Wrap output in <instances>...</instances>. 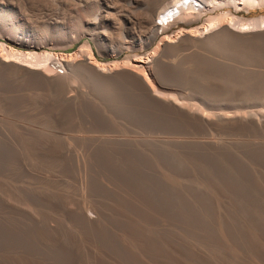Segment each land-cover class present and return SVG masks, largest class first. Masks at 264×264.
I'll list each match as a JSON object with an SVG mask.
<instances>
[{
	"label": "rangeland",
	"instance_id": "1",
	"mask_svg": "<svg viewBox=\"0 0 264 264\" xmlns=\"http://www.w3.org/2000/svg\"><path fill=\"white\" fill-rule=\"evenodd\" d=\"M100 3L0 0V256L14 264H72L75 256L78 264H92L88 257L93 251L104 264H131L132 251L149 264H162L118 220L122 214L136 216L125 201L131 198L148 212L156 210V230L148 212L139 221L149 234L157 232L162 250L183 264H264L256 249L264 250V126L251 125L258 116L264 119V43L221 36L206 41V49L161 46L164 38L174 41L182 31H199L222 16L261 26L264 0L213 5L189 24L179 21L146 36L139 21L126 14L121 16L132 20L131 26L116 21L115 11H109L107 20H97ZM143 3L136 0L129 11L137 14ZM9 48L40 59L48 53L60 62L72 61L73 67L54 65V70L57 61L43 58L45 64L38 63L33 75L18 74V65L1 62ZM87 52L106 70L127 66L132 72L103 77L80 63ZM154 58L169 70L161 72ZM133 71L146 76L147 86L158 94L152 99L141 95ZM44 77L57 79L47 86ZM168 104L205 116V126L173 116ZM232 120L245 127L220 122ZM45 143L63 150L68 159L47 155ZM15 155L22 156V167ZM47 196L64 202L75 215L89 210L100 224L99 234L80 232L63 210L43 204ZM30 220L61 226L64 246L76 255L57 247L28 252L31 237L47 241L43 232L29 230ZM184 245L201 250L210 261L197 260Z\"/></svg>",
	"mask_w": 264,
	"mask_h": 264
},
{
	"label": "bare ground",
	"instance_id": "2",
	"mask_svg": "<svg viewBox=\"0 0 264 264\" xmlns=\"http://www.w3.org/2000/svg\"><path fill=\"white\" fill-rule=\"evenodd\" d=\"M37 1V0H36ZM43 1V0H42ZM79 1V0H78ZM90 2H96L98 0H88ZM101 1V5L100 6V10H98L97 12V20H100V22H103L106 17L108 18V15H110L109 11H115L116 12V17L117 20L120 24H125L128 26H131L132 20H127L124 19L122 16V14H126L128 17L130 18H136L137 21H139L140 27L142 29V34L143 36L146 35H150L155 33L156 29L158 27L165 29H168L170 26L176 24L177 22L181 21L183 23L189 24L193 21L194 16L199 13L203 12L205 13V11L212 7L213 5H222L225 3H232V4H239V5H257L259 1H263V0H213V2H207V0H144L143 3V7L141 8V11H139L137 14L130 12L129 10L132 9L131 8V4H134L136 0H99ZM111 2V7L107 6L106 3ZM33 4V3H32ZM99 4V3H98ZM109 4V3H108ZM15 5V4H14ZM39 6V5H38ZM136 6V5H135ZM134 7V6H133ZM216 7V6H215ZM207 12V11H206ZM122 15V16H121ZM200 15V14H199ZM132 18V19H133ZM228 18V17H227ZM107 20V19H106ZM159 20V22H158ZM262 25H258L257 22H248V23H240L237 20L234 19H226V17L224 18L219 17L218 19H216L215 21L211 20L208 25H206L205 28L199 30V31H188V32H183L174 40V41H170L168 40V38H164L161 41V46L162 49H166L168 44H176L178 48H182L185 50H193L195 48H199L201 49L204 45V43H206V41L213 39V38H219L221 36H228V37H232V38H238L239 39H243L245 41H247L250 44H262L264 43V32L262 33H255L257 31H263L264 30V20H262L260 22ZM103 24V23H102ZM136 26V24H135ZM134 26V27H135ZM123 28V26H122ZM258 28V30H257ZM131 29V28H130ZM134 30H136L134 28ZM125 31V30H123ZM137 33V31H136ZM241 34H246L245 36H242ZM128 35V34H127ZM139 37V36H138ZM103 39L105 41H108V37L104 36ZM140 40V39H139ZM132 42V41H131ZM2 46V44L0 45V47ZM205 48V45H204ZM206 49V48H205ZM203 50V49H202ZM1 51H4L1 49ZM193 52V51H192ZM3 53V52H2ZM4 54V53H3ZM80 56V55H79ZM42 59L44 58L48 63H54L52 68L55 70L54 65H57L58 67H62L66 70H69L70 68L73 67V63L72 61H65L63 60L65 63L60 62L62 60H57L55 57L51 56L48 53L43 54ZM1 58V56H0ZM159 58V57H158ZM40 55H37L36 53H25V54H21V53H17V51L13 50V49H8L5 51V55L2 57L1 62L3 64L6 65H11V63L16 64L18 66L14 67V69L17 71L18 74H22V75H33L34 71L38 68H36V66H38L37 64L40 63V60L42 61V59H40ZM43 59V60H44ZM160 59V58H159ZM198 59H200L198 57ZM39 60V61H38ZM94 60V59H93ZM92 60L91 55L87 52L86 54H83L82 59L80 60V63L86 67H89L95 71H97L98 73H100L101 75L104 76H114L116 74L119 73H131L132 70L131 68H128L127 66H121L118 68H113V69H104V66L102 65H97V63L95 64ZM156 62V66L159 67V70L161 72H165L168 71V67L162 65L159 60L157 58H154V60ZM74 62V61H73ZM39 64V66H40ZM43 64H45V62H43ZM42 64V65H43ZM12 66V65H11ZM9 67V66H8ZM35 67V68H34ZM57 67V68H58ZM13 68V66H12ZM40 68V67H39ZM76 69V68H74ZM12 70V69H11ZM39 70V69H38ZM46 70V69H45ZM59 70V68H58ZM54 71L55 73L58 72ZM73 70V69H72ZM71 70V72H72ZM158 70V71H159ZM131 71V72H130ZM61 72V71H60ZM64 72V71H63ZM62 72V73H63ZM135 72V71H133ZM136 73V72H135ZM44 74V73H43ZM59 74V73H58ZM58 74H55V77L59 76ZM67 74V73H66ZM40 75V74H39ZM45 75V74H44ZM47 75V74H46ZM97 75V74H96ZM126 75V74H125ZM124 75V76H125ZM137 78H139V82H138V90L141 93V95L152 99V96H154L155 94H158V92L156 93V91L150 89V87L147 86V78L146 76L143 75H139L138 73L134 74ZM48 76V75H47ZM74 76V75H73ZM122 76V75H121ZM127 76V75H126ZM47 78L44 77L42 78V81L44 82V84H46L47 86H52V84H54L56 82L57 78ZM100 77V76H99ZM132 77V76H131ZM129 78V77H128ZM61 79V78H60ZM117 80V79H116ZM120 80V79H119ZM118 81V80H117ZM61 83V82H60ZM199 84V83H198ZM210 87L213 88H219V86L213 82H210L208 84ZM60 86V85H59ZM53 88V87H51ZM134 88V87H133ZM135 89V88H134ZM136 93V92H135ZM134 93V94H135ZM51 94V93H50ZM53 94V93H52ZM139 95V94H138ZM56 96V95H55ZM62 96V95H60ZM52 98V97H51ZM154 99V98H153ZM56 100V99H54ZM74 100V99H73ZM49 101V100H48ZM56 102V101H55ZM59 102H68L65 98L63 99H59ZM73 102V101H72ZM153 102V101H152ZM58 103V102H56ZM70 103V102H69ZM150 103V102H149ZM154 103V102H153ZM178 103V102H177ZM176 103V105H178ZM49 104V103H48ZM85 104V103H84ZM58 105V104H57ZM71 105V104H70ZM83 105V104H82ZM67 106V105H66ZM74 106H75V101H74ZM165 107L169 110V113L173 114V116L175 115L177 118L186 121L187 123H189L192 126L195 127H204L205 126V116H203L202 119H200L199 117H197L196 115L193 114V112H189V111H184L181 108H176L173 107L171 104L165 105ZM66 108V107H65ZM163 109V108H162ZM164 110V109H163ZM163 110H161V112H163ZM165 112V111H164ZM210 116V115H209ZM226 116V115H225ZM258 116V115H257ZM224 117V116H222ZM228 117V116H227ZM227 117H224L225 119ZM259 117V116H258ZM258 117H256V122H251L252 127H255L257 129L262 128L264 126V119L263 120H257L259 119ZM237 120V119H236ZM209 122V120H207ZM206 121V122H207ZM180 122V121H179ZM222 126H227V127H245V124H243L242 122L238 121H220ZM171 123V122H170ZM183 123V122H182ZM210 123V122H209ZM208 123V124H209ZM246 123V122H245ZM212 124V123H211ZM214 124V123H213ZM248 124V123H247ZM250 126V125H249ZM226 127V129H228ZM247 127V126H246ZM251 127V128H252ZM225 128V127H224ZM239 129V128H238ZM247 129V128H245ZM253 129V128H252ZM254 130V129H253ZM247 132V130H245ZM202 139V138H201ZM175 142L177 140L173 139ZM169 141V140H167ZM178 142V141H177ZM180 143V142H179ZM191 144V143H190ZM202 144V143H201ZM37 145V144H36ZM207 145V144H206ZM196 147H198L196 145ZM43 148L45 150V153L47 155H49L50 157L53 158H57V159H62V160H67L68 159V155L60 149H57L54 145L45 143L43 145ZM216 148H218L216 146ZM264 148V147H263ZM6 149V148H5ZM39 149V148H38ZM213 149V148H212ZM219 149V148H218ZM197 151V150H196ZM120 152V151H119ZM122 152V151H121ZM181 152H183L181 150ZM195 152V151H194ZM246 152V151H245ZM248 152V151H247ZM257 152V151H256ZM255 152V153H256ZM38 153V152H37ZM260 153V152H259ZM73 154V153H72ZM76 154V153H75ZM118 154V153H117ZM164 154V153H163ZM160 155V154H159ZM251 155V154H250ZM12 156V155H11ZM73 156V155H72ZM71 157V156H70ZM217 157V156H216ZM225 157V156H224ZM254 157V156H253ZM261 157V156H260ZM112 158V157H111ZM141 158V157H140ZM223 158V157H222ZM118 159V158H117ZM225 159V158H224ZM228 158H226L227 160ZM13 160L15 162H17V165H21L22 167V156L20 155H15ZM108 160V159H107ZM261 161V160H260ZM263 161V160H262ZM84 162V161H83ZM75 163V162H74ZM53 164V163H52ZM105 164V163H104ZM100 165V164H99ZM103 165V164H102ZM106 165V164H105ZM76 166V165H75ZM66 167V166H65ZM79 168V167H78ZM84 168V166H83ZM102 168V167H101ZM100 169V168H99ZM77 170V169H76ZM29 171V170H28ZM118 172V171H117ZM51 174V173H50ZM102 174V173H101ZM36 175V174H35ZM92 177V176H91ZM87 179V178H86ZM101 179V177H100ZM102 181V180H101ZM135 181V180H134ZM57 182V181H56ZM80 182V181H79ZM84 182V180H83ZM145 182V181H144ZM226 182V181H225ZM121 183V182H120ZM81 184V183H80ZM85 184V183H84ZM225 184V183H224ZM227 184V183H226ZM231 184V183H230ZM137 185V184H136ZM232 185V184H231ZM169 186V185H168ZM217 186V185H216ZM221 186V185H220ZM256 186V185H255ZM83 187V186H81ZM86 187V186H85ZM84 187V189H85ZM158 187V186H157ZM261 187V185H260ZM133 188V186H132ZM224 188V187H223ZM256 188V187H255ZM128 189V188H127ZM217 189V188H216ZM30 190V189H29ZM81 190V189H80ZM130 190V189H129ZM223 190V189H222ZM92 191V190H91ZM155 191V190H154ZM229 192V190H228ZM232 192V191H230ZM85 193V191H84ZM169 193V192H168ZM260 193V192H259ZM47 194V193H45ZM82 196H83V192H81ZM232 194V193H231ZM234 194V193H233ZM29 195V194H28ZM86 195V194H85ZM169 195V194H168ZM238 195V194H237ZM68 197V196H67ZM176 197V196H175ZM236 197V196H235ZM40 198V197H39ZM131 199V198H130ZM130 199H126L125 201H127L128 203H130L135 211H136V219H134L135 217H130L127 214H122L119 217V222L120 224H122L124 227L129 229V232L134 233L135 236H137V238H139L141 241L145 242L146 245L148 246L149 249V253L151 255V259L154 261H160V263L162 264H183L181 263L173 253H171L170 251L162 250L160 243H159V236L156 232V234H149L147 231H145L144 227L142 226V223L139 221V219L141 218V216L144 213H147L148 211H146L144 209V206L142 204H139V202L134 201V200H130ZM154 199V198H153ZM211 199V198H210ZM130 200V201H129ZM40 201V200H39ZM158 201V200H157ZM213 201V200H212ZM9 202V201H8ZM63 202V201H62ZM173 202V201H172ZM35 203V202H34ZM39 203V202H38ZM64 203V202H63ZM61 203V201L59 199H57L56 197H45L43 199V204L46 207L52 208V209H56V210H63L64 211V215H68L69 218H73L72 220H74L75 223V227H77L79 229L80 232H83L84 234L86 232H92L95 234H99V231H101V227L100 224L97 220H95L93 217L95 215L92 216L93 213L88 214V211L86 212V210H81L79 212L78 215H75L73 212L71 211H67L69 209H66V207L64 208V204ZM168 204V203H167ZM177 204V203H176ZM67 205V204H66ZM121 205V204H120ZM119 205V206H120ZM164 205V204H163ZM182 205V204H181ZM252 205V204H251ZM12 206V205H11ZM165 206V205H164ZM179 206V204L177 205ZM219 206V205H218ZM233 206V204H232ZM89 207V206H88ZM157 207V206H156ZM166 207V206H165ZM247 207V205H246ZM262 207V206H261ZM174 208V207H173ZM182 208V207H181ZM185 208V207H184ZM16 209V208H15ZM71 210V209H70ZM178 210V209H177ZM79 211V210H78ZM78 211L76 213H78ZM94 211V210H93ZM228 211V210H227ZM234 211V209H233ZM232 211V212H233ZM55 212V211H54ZM156 210L154 211H150L148 212V219L150 220L151 224L154 226L155 230L156 227L158 225V217H157V213H155ZM90 213V211H89ZM193 213V211H192ZM195 213V212H194ZM231 213V212H230ZM235 213V212H234ZM102 214V213H101ZM196 214V213H195ZM200 214V212H199ZM216 214V213H215ZM232 214V213H231ZM97 215V214H96ZM168 215V214H167ZM198 215V214H197ZM212 215V214H211ZM217 215V214H216ZM34 216V215H33ZM77 216V217H76ZM115 216V215H114ZM170 216V215H169ZM184 216V214H183ZM189 216V215H188ZM190 217V216H189ZM195 217L198 218V216L195 215ZM208 217V216H207ZM206 217V218H207ZM220 218V216H218ZM115 218V217H114ZM168 218V217H167ZM64 219V218H63ZM113 219V218H112ZM142 219V218H141ZM66 220V219H65ZM99 220V219H98ZM226 220V219H225ZM260 220V219H259ZM68 221V220H67ZM145 221V220H144ZM27 222V221H26ZM69 222V221H68ZM262 223V222H261ZM160 224V223H159ZM212 224V223H211ZM67 225V224H66ZM161 225V224H160ZM253 225V224H252ZM246 226V225H245ZM254 226V225H253ZM262 227V226H261ZM260 227V229H261ZM264 227V226H263ZM262 227V228H263ZM28 228L29 230L32 232V230H39L40 232H43L44 236H45V240H38V239H33V237H31L32 239H29V243L27 244V250L28 252H33L35 250L38 249H48V248H53V247H57L60 249H66L70 254H73L74 256L76 255V252L71 249V248H66L64 246V242L63 240V228L59 225L51 227L49 225L43 224L41 222H37L34 220H30L29 224H28ZM69 228V227H68ZM118 228V227H116ZM235 228V227H234ZM238 228V227H237ZM5 229V227H4ZM8 229V228H7ZM27 229V228H26ZM151 229V228H150ZM159 229V228H158ZM163 229V228H162ZM194 229V228H193ZM219 229V228H218ZM220 230V229H219ZM218 230V231H219ZM238 230H240L238 228ZM165 231V230H164ZM263 231V230H261ZM110 232V231H109ZM173 231L171 230V233ZM68 233V232H67ZM74 233V232H73ZM78 234V232H75ZM232 233V232H231ZM170 234V233H169ZM176 234V233H175ZM179 234V233H178ZM4 235V234H3ZM86 235V234H85ZM188 235V234H187ZM229 235V234H228ZM247 235V234H246ZM248 235H252V234H248ZM227 236V235H226ZM73 242H79V234L78 236H73ZM87 237V236H86ZM97 237V236H96ZM177 237H180V235H178ZM211 237V236H209ZM2 238V237H1ZM90 238V237H89ZM165 238V237H164ZM182 238V237H180ZM193 238V237H192ZM166 239V238H165ZM244 239V238H243ZM242 239V240H243ZM161 240V239H160ZM173 240V239H172ZM247 240V239H246ZM264 240V239H263ZM95 241V240H93ZM194 241V240H193ZM240 241V240H239ZM96 242V241H95ZM94 242V243H95ZM68 243V242H67ZM75 243V244H76ZM138 243V242H137ZM142 243V242H140ZM17 244V243H16ZM74 244V245H75ZM78 244V243H77ZM71 245V243H70ZM91 245V244H90ZM97 245V244H96ZM107 245V244H106ZM81 246V245H80ZM99 247V245H97ZM119 246V245H118ZM187 245H184V247H186ZM189 247V246H187ZM241 247V246H240ZM100 248V247H99ZM105 248H107L105 246ZM124 248H126L128 250V248L126 246H124ZM190 248V252H192V254L194 255V257L202 262H208V260L210 261L209 257L203 253L201 250L196 249V248ZM242 248V247H241ZM101 249V248H100ZM170 249V248H169ZM239 249V248H238ZM244 249V248H243ZM256 249L258 250V252L263 255L264 258V250L260 247H256ZM83 250V249H82ZM122 250V249H121ZM146 250V249H145ZM54 251V249L52 250ZM225 251V250H224ZM17 252V251H16ZM61 252V251H60ZM83 252V251H82ZM142 252V251H141ZM247 252V251H246ZM107 253L108 249H107ZM130 257H131V264H149L147 262H145V259L143 260L141 257H139L137 254H135V252L132 251H128ZM148 253V254H149ZM222 253V252H221ZM90 257H87L91 259L92 264H104L102 260H100L99 258L96 257V255L94 254V252H89ZM97 255H99L98 253H96ZM111 254V253H110ZM108 254V255H110ZM258 254V253H257ZM101 255V254H100ZM117 255V254H115ZM86 256V255H85ZM111 256V255H110ZM250 256V255H249ZM254 256V255H253ZM76 257V256H75ZM73 258L72 260V264H78L77 263V259ZM81 257V256H80ZM100 257V256H99ZM117 257V256H116ZM72 258V257H71ZM58 259V258H57ZM56 259V260H57ZM194 259V258H193ZM195 259V261H196ZM85 260V259H84ZM118 260V259H117ZM190 260V259H189ZM76 261V262H75ZM119 261V260H118ZM259 261V260H257ZM55 262V259H54ZM67 262V261H66ZM238 262V261H237ZM58 263V261L56 262ZM62 263V261H61ZM69 263V262H68ZM86 263V261H85ZM121 263V261L119 262ZM125 263V262H123ZM255 263V262H254ZM0 264H14V263H10L8 262L4 257L0 256ZM49 264V263H47ZM51 264V263H50ZM87 264V263H86ZM107 264V263H106ZM110 264V263H108ZM217 264H226L225 262H219Z\"/></svg>",
	"mask_w": 264,
	"mask_h": 264
}]
</instances>
